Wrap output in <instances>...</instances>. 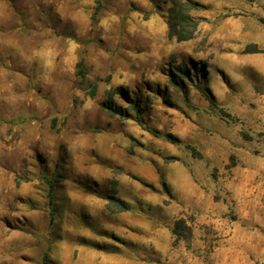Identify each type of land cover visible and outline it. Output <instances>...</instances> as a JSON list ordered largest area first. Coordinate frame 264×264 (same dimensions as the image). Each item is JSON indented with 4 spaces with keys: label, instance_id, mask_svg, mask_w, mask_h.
Here are the masks:
<instances>
[{
    "label": "rangeland",
    "instance_id": "374dc122",
    "mask_svg": "<svg viewBox=\"0 0 264 264\" xmlns=\"http://www.w3.org/2000/svg\"><path fill=\"white\" fill-rule=\"evenodd\" d=\"M194 1L178 40L170 0H0V264H217L264 222V0Z\"/></svg>",
    "mask_w": 264,
    "mask_h": 264
},
{
    "label": "trees",
    "instance_id": "16d2710c",
    "mask_svg": "<svg viewBox=\"0 0 264 264\" xmlns=\"http://www.w3.org/2000/svg\"><path fill=\"white\" fill-rule=\"evenodd\" d=\"M171 5L168 9V21L169 37H176L178 40H187L196 37L199 34V20L193 15L192 11L198 8V4L194 0H170ZM245 52H255L259 51L255 43H249L245 49ZM78 71L82 76L86 75L84 61L80 59L78 62ZM191 79L190 69L186 64L178 65L176 71L170 77L171 84L182 87L181 81L185 78ZM98 84L97 82H92L89 89V95L95 96L97 92ZM121 95L125 98H128L127 94L123 87L110 88L107 90V95L104 101L102 102L103 108H105L111 115L118 116L120 118L129 117V109L122 108L116 103L115 96ZM134 108V107H133ZM172 141H179V138L171 133L165 134ZM135 140V137H132ZM118 204L119 210L127 209L126 204L117 203L114 198H111L109 201V206L113 209L112 204ZM183 219L177 221V226L174 229V232L177 235L181 234L180 225H182Z\"/></svg>",
    "mask_w": 264,
    "mask_h": 264
},
{
    "label": "crops",
    "instance_id": "0c3cea01",
    "mask_svg": "<svg viewBox=\"0 0 264 264\" xmlns=\"http://www.w3.org/2000/svg\"><path fill=\"white\" fill-rule=\"evenodd\" d=\"M243 64L244 69L237 72L241 75L245 74ZM250 218L233 222L231 231L215 252L217 264H264V222L260 226L256 225L254 230Z\"/></svg>",
    "mask_w": 264,
    "mask_h": 264
}]
</instances>
